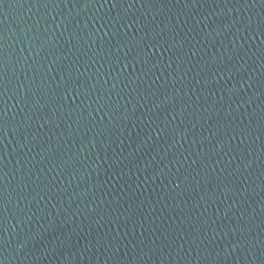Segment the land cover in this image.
<instances>
[{"label": "water", "instance_id": "obj_1", "mask_svg": "<svg viewBox=\"0 0 264 264\" xmlns=\"http://www.w3.org/2000/svg\"><path fill=\"white\" fill-rule=\"evenodd\" d=\"M0 264H264V0H0Z\"/></svg>", "mask_w": 264, "mask_h": 264}]
</instances>
